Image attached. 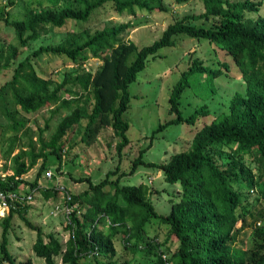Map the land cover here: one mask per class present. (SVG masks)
Wrapping results in <instances>:
<instances>
[{
  "label": "trees",
  "instance_id": "trees-1",
  "mask_svg": "<svg viewBox=\"0 0 264 264\" xmlns=\"http://www.w3.org/2000/svg\"><path fill=\"white\" fill-rule=\"evenodd\" d=\"M162 1L0 0V21L12 29L16 40L15 45L7 44L5 54L0 51V59L7 65L10 59H16L18 47H27L68 21L88 22L94 11L105 4L113 5L116 12L133 15L136 9L161 10ZM200 1L202 13L174 20L149 44L124 41L121 34L128 28L127 23L106 25L94 32L88 29L69 32L63 41L40 45L16 64L11 79L0 87V94L11 91L12 104L23 113L42 108H51V116L61 110L67 112L47 140L43 133L49 127L48 121L39 129L37 139L29 137L14 154L19 137L15 133L10 138L11 143L3 153L13 173L0 180V189L4 191L21 189L25 183L30 188L37 187L47 156L52 154L61 159L62 138L82 120L86 121L83 140L89 141L100 128L110 127L118 138L115 150L120 155L129 143V122L124 117L130 101L128 86L149 58L158 56L161 48L174 45L176 35L206 39L229 54L238 77L245 83V91L235 93L229 100L228 111L194 134L188 150L173 154L168 161H144L145 149H140L129 171L114 179L108 177L109 173L98 183H92L88 177L79 178L88 182V188L78 194L70 193L65 224L68 237L64 243L51 233L46 238L42 236L40 228L24 215L27 205L11 207L0 218V264H34L30 257L19 261L8 249L7 234L14 215L37 231L32 251L44 264H58L54 259L58 255L62 264H117L111 258L116 253L113 237L120 230L125 248L154 256V264H264V210L257 207L259 202L264 203V14L256 18L249 14H258L264 0ZM155 2L158 5H153ZM201 20L209 25L198 24ZM42 54L64 55L79 69L64 72L60 81L41 77L30 60ZM89 57L102 61L93 73L81 67ZM220 65L211 68L196 56L190 59L168 98L169 112L175 118L160 124L151 137L168 125L194 124L198 117L209 114L207 106L202 105L184 116L180 97L189 87L191 74L214 78L229 71V63L224 61ZM8 113L13 115L17 111ZM24 126L25 121L18 120L12 129L17 132ZM27 130L24 128L21 133L25 135ZM40 158L42 163L34 179L31 182L22 179ZM139 165L158 169L165 182L179 185L167 214L155 210L145 183L120 184L121 177L133 174ZM38 189L45 197L53 193L45 187ZM238 221L240 227H236ZM153 224L166 228L164 241L150 235ZM247 226L251 227L252 238L242 248L236 245L238 235ZM168 240H174L177 246L165 255L161 246Z\"/></svg>",
  "mask_w": 264,
  "mask_h": 264
},
{
  "label": "rangeland",
  "instance_id": "rangeland-1",
  "mask_svg": "<svg viewBox=\"0 0 264 264\" xmlns=\"http://www.w3.org/2000/svg\"><path fill=\"white\" fill-rule=\"evenodd\" d=\"M153 5H158V2ZM160 5L161 10L136 9L131 15L127 11L116 12L114 6L109 3L94 11L95 13L88 22L71 20L61 28L44 33L40 38L29 43L27 47H18L16 59H10L7 65L4 64V60L0 59V87L11 79L14 67L20 60L30 55L40 45L63 41L69 32H78L83 29L94 32L106 25L127 23L128 28L121 34V38L137 45H144L157 39L166 26L174 20L186 14H199L204 11L200 0H189L184 3L163 0ZM249 14L253 18L264 14V1L258 14ZM198 24L209 25L208 22L202 20ZM174 39L173 46L163 47L159 50L158 56L149 58L144 69L128 86L130 101L124 117L129 122L127 130L129 143L120 155L115 150L118 138L114 136L110 127L100 128L95 137L89 141L83 140L81 137L86 121L82 120L68 129L62 138L64 146L61 159L58 160L52 154L47 156L46 166L39 177V185L51 189L53 193L45 197L42 190H37L32 203L27 204V210L24 212L25 217L34 226L40 228L43 237L51 233L62 243L68 237L65 224L70 206L62 194L56 191L57 185H63L71 194H78L88 188V182L80 181L79 178L88 177L92 183H98L109 173L108 177L114 179L129 171L140 149H145L143 151L144 161H168L173 154L189 149L194 134L204 124L210 123L214 117L228 111L229 100L235 93H244L245 83L238 77L237 67L229 54L218 49L215 44H210L206 39L198 40L183 34L176 35ZM9 43L16 44L14 33L9 26L0 21V51L2 50L4 54ZM195 56L211 68L221 67L220 62L229 63V71L214 78L209 75L191 74L188 77L189 87L185 88L181 94L180 110L184 116L190 115L202 105L207 106L209 114L201 115L194 124L168 125L151 137L152 131L160 124L175 118V114L169 112L168 98L181 72L187 69L190 59ZM30 61L38 75L56 81L61 80L64 72L79 69L64 55L42 54L39 57H31ZM101 63L100 58L89 57L81 67L83 71L93 73ZM50 109L42 108L36 112L23 113L12 104L11 91L0 94V153L3 160H5L3 151L9 147L10 138L15 133L19 141L15 142L13 153L17 152L23 145L22 142H27L29 137L33 140L37 139L39 129L44 128L47 121L49 127L43 133V137L46 140L49 138L58 121L67 112L61 110L51 116ZM9 110H15L17 113L9 115ZM18 120H24L25 126L14 132L12 124ZM24 128L28 129L25 135L21 133ZM39 146L38 144L37 147ZM247 160H249L248 157ZM41 163L42 158L37 160L36 165L32 167L31 177L24 178L25 181L31 182L34 179ZM46 170L52 171V179L45 177ZM112 171L116 172L112 173ZM139 183H145L148 186L149 198L155 210L158 213L167 214L170 210L171 199H176L175 194L178 193L179 185L165 182L161 171L144 165H139L133 174H126L120 179V184L138 185ZM24 185L21 190L29 188L26 186L27 183ZM251 196L254 197L255 192ZM257 207L264 210V203L259 202ZM250 220L251 217L248 216L247 221ZM240 225L241 221H238L236 227ZM36 232L35 229L28 227L18 215L12 217L7 234L8 249L19 261L30 257L34 264H44L43 259L35 256L32 251ZM149 232L151 236L157 235L159 241H164L166 238V228L163 225L153 224ZM251 233V227L243 228L238 235L236 245L245 248L250 243ZM113 245L116 253L111 259L117 264H154V256L125 248L121 230L113 237ZM176 246L174 240H168L161 246V249L165 255H169L176 249ZM54 259L58 264H62L60 255L55 256Z\"/></svg>",
  "mask_w": 264,
  "mask_h": 264
},
{
  "label": "built area",
  "instance_id": "built-area-1",
  "mask_svg": "<svg viewBox=\"0 0 264 264\" xmlns=\"http://www.w3.org/2000/svg\"><path fill=\"white\" fill-rule=\"evenodd\" d=\"M3 163L4 160L2 159L1 153H0V180H5L6 176H9L8 171L3 169ZM45 177L47 179H52L53 173L51 170L45 171ZM40 185L34 188H27V190H7L4 191L0 189V218L4 217L8 214L10 211V208L14 207H20L23 205H27L32 203L35 193ZM56 191L65 198L66 201L70 200L71 195L70 192L63 186V185H57L55 187ZM70 211V210H69Z\"/></svg>",
  "mask_w": 264,
  "mask_h": 264
},
{
  "label": "crops",
  "instance_id": "crops-1",
  "mask_svg": "<svg viewBox=\"0 0 264 264\" xmlns=\"http://www.w3.org/2000/svg\"><path fill=\"white\" fill-rule=\"evenodd\" d=\"M16 153V152H15ZM14 154V153H13ZM5 164V165H4ZM35 166V165H34ZM10 167V161H8V160H4V163H3V169L4 170H6V171H8V173H9V175H11L12 173H13V171L9 168ZM33 171V168H31L30 170H28V172L26 173V174H23L22 176H21V178L22 179H26V178H28V177H31V172ZM26 186H28V185H26Z\"/></svg>",
  "mask_w": 264,
  "mask_h": 264
}]
</instances>
